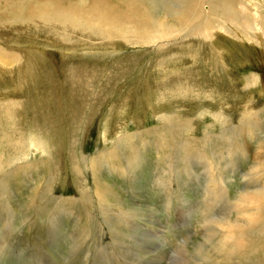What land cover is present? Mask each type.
<instances>
[{
    "label": "rangeland",
    "instance_id": "rangeland-1",
    "mask_svg": "<svg viewBox=\"0 0 264 264\" xmlns=\"http://www.w3.org/2000/svg\"><path fill=\"white\" fill-rule=\"evenodd\" d=\"M238 1L264 16V0ZM159 7L154 13L163 15ZM25 26L19 35L0 33V43L24 53L11 73L0 69V264H240L222 259L210 240H220L216 220L235 218L229 206L245 179L256 181L254 161L237 153L258 144L238 129L259 112L250 105L264 106V45L227 27L201 44L191 38V45L163 49L159 40L143 44L93 28ZM210 42L224 49L229 76L214 68ZM259 118L251 125L264 132ZM140 131L152 132L136 137L133 151L117 145ZM205 133L217 136L207 154L212 178L198 158L176 164L178 144ZM165 138L172 157L160 150L159 161ZM30 141L40 149L29 150ZM116 146L121 173L107 164L90 167ZM210 179L212 196L205 191ZM47 201L49 214L37 215Z\"/></svg>",
    "mask_w": 264,
    "mask_h": 264
},
{
    "label": "bare ground",
    "instance_id": "bare-ground-1",
    "mask_svg": "<svg viewBox=\"0 0 264 264\" xmlns=\"http://www.w3.org/2000/svg\"><path fill=\"white\" fill-rule=\"evenodd\" d=\"M156 4L154 3V1H151V0H0V33L3 34V32L5 31L6 33L12 32L13 35H19L20 33H23L27 30V29L25 30V27H26L25 22L27 25H29V23H34L35 26H41V28L42 27L49 28V26L54 27L56 25L64 26V28H66L65 26H71L74 28L81 27V28H86L87 30H89L90 28H93L97 30L99 36L133 38L135 39V41L136 40L140 41L143 44L155 42L159 40L161 41L160 44L164 45L163 49L165 47L167 49L168 48L167 46L169 45H176V46L182 45V47L183 45H189L191 43L190 42L191 38L198 39L197 42L201 44L200 41L206 40L210 38V36L213 37L214 33L216 32L217 34L218 30L222 32L224 31V33L227 34V32L229 33L228 29L229 30L232 29L233 31L237 33V35L244 36L245 38H248L253 43L256 42L259 45L261 44V46L264 45V16L256 12V10L246 6L245 4H243V2H240L238 0H173V1L172 0H160V3H156ZM157 7L162 9V12H164L163 15H160V13L158 14L154 13V10H157ZM1 18H4V20H1ZM9 19H12V20L10 21ZM6 20H9L10 22L7 23ZM20 20H22V23H21L22 25L18 27L17 22ZM35 22H39V23H35ZM95 30H93L94 36H96ZM31 31L33 30L31 29ZM91 32H92V29H91ZM86 33L88 37H90L89 36L90 33L88 34V31H86ZM0 39H2V36H0ZM8 41L10 42V40L7 39V42ZM13 41L18 45L19 41H15V40ZM208 44L209 46L207 48V51H208V54H211L212 59L214 60V64H215L214 68H216L217 71L222 73L221 75L225 74L229 76L228 75L229 65L227 66L226 61L224 59L225 58L224 49H222L221 46H218V43H216L217 45L212 42ZM5 45H6L5 42H3L2 40V42L0 43V69L3 72L11 73L13 68L17 65V63H19L18 60L20 59V55L21 57H23L24 53L22 55L20 54L19 50H17V48H14V47L8 48ZM199 49H202V48L200 47ZM33 52L35 51L33 50ZM32 66L33 65H31V67ZM27 67H29V63ZM28 69L26 68L27 71H30ZM32 72L33 71L31 69V73ZM188 91L189 90H187V92ZM254 102L256 101L254 100ZM258 104L259 103H257V105ZM250 110L259 111L260 113L254 112L253 113L254 116L250 115V117L249 116L248 118L246 117V120L240 123V127L238 131L240 134L242 130L245 128L247 133H243V134H245V136L247 137L248 135L249 136L251 135V138H248V139H251V140L255 139L258 145L256 144L257 148L255 147L251 148L249 145V147L244 148L242 152L239 151L237 154H242L245 159L251 158L254 161L252 168L254 172H257L255 175L256 181L252 180L250 178L251 176L248 177V179L246 180L245 178L247 176H244L242 174L243 175L242 179H245L246 186L240 189V191L238 192V195L234 199V202H232V205L229 206L230 207L229 209L233 212L235 218L231 219L230 222L227 221L224 223H221V221L216 220L215 222L220 228L219 234H217L220 236V240L219 242H216L215 244L214 242L210 240V243H212L211 245L213 246L212 248H214L213 250H215L218 253H222L223 254L222 259H224L227 262L231 263L232 261H236L240 264H248V263H252V261L254 260V263L252 264H257V263L263 264L264 263V251H263L264 249V167L262 166H264V137L261 135H263L264 132L261 131L262 129L261 127L257 125L254 127V125H251V119L257 117L258 115H260V118L264 117V106L257 108L254 105H250ZM247 113H245L244 115H246ZM163 130L166 132L165 128ZM147 132L148 134H150L152 131H146V132L140 131L139 133H136V134L122 135L121 138H118L117 145H121V144L125 146L129 145L128 149L133 151V147L131 148V144H133L136 141L137 139L136 137L139 138V136L141 137L140 134H146ZM230 133L232 132L230 131ZM161 134L162 132H160L159 134L153 133L152 135L158 137V135L161 136ZM216 137L209 136V134L205 133V136L201 138V140H199L198 142L191 140L192 142L186 141L183 143H179L178 144L179 151L176 152V154L180 157L178 158L176 164H184L185 165L184 167H186L188 161L189 162L192 161L194 164V162H196L195 160L198 158L197 160L200 163L205 162L204 167L206 168V170H204V173L207 175H209L208 173H210L211 175V172L213 169L211 167V164L208 161L209 159L207 157L208 156L207 154L210 155V152H212L211 150L215 149L216 144H214L213 139ZM166 139L167 138L164 139L163 143L161 142V144L158 145L159 148L157 149L159 152L160 150H162L164 154L168 152V149H169V154L165 156L168 160L169 158L172 157L171 155L172 151H170V148H169L170 144L166 142ZM231 139L233 138L228 137V140H231ZM234 140L236 141V139ZM30 142L28 143L29 150L34 152L40 149L38 145H36V143L34 142L30 143ZM117 148H118L117 146L114 147V149L110 153H108L107 159L105 158L106 156L104 154L101 155L102 157L101 156L98 157V159H95V158L92 159V163L90 164V167L92 165V169L94 170L97 164L98 166L101 164H107L108 166H115L116 168L113 167L114 168L113 171L116 170L117 172L119 171L121 173L123 169H120L118 168L117 165H114L115 163L116 164L119 163V162H115L116 160L118 161ZM124 149L126 148L124 147ZM236 152L237 151L235 150L233 153H236ZM232 154H230V156ZM160 155L161 156L159 158V161L162 160L161 152H160ZM6 163L7 162H5V165ZM136 164H137V161H135L134 165ZM165 164L168 169L166 171L167 174L168 172L170 173L173 172L174 170L173 165L167 164V163ZM207 164H208V167H207ZM131 165H132L131 160H128L126 162V166H131ZM231 167L233 168L234 166H231ZM231 167H229V169ZM95 171L97 172V170ZM176 171H177V168H176ZM233 171L234 170H232L231 172ZM193 172L195 173V171ZM2 175H4V173ZM212 175H211V178H212ZM4 179H6V177ZM166 180L170 181V179H166ZM219 180L221 183L222 182L224 183L223 181L224 179L222 178V176H220ZM159 181H160L159 183L160 186H162L163 185L162 181L161 180ZM215 181L216 180H214V183ZM249 183H254V186L250 187ZM212 184H213L212 179H210V182L208 181L207 186L205 187L206 188L205 191L207 192L208 196L214 195L213 190L216 188L214 189L211 188ZM1 188L3 187L0 186V189ZM102 194L104 193L102 192ZM215 197L220 198V194H218L217 196V194L215 193ZM54 200L55 199H53V201ZM229 203L231 204V202ZM49 204H51V202L47 201L44 207L39 206V209L36 210L37 215L38 214L39 215L49 214L47 210L49 208L48 207ZM66 210H59V212L60 211L65 212ZM101 211H103V213L105 214V212L107 211V207L106 209H102ZM127 214H131V213H127ZM47 224L48 223H46V225ZM83 235H86V234H83ZM261 255L263 256L261 257ZM256 258H258L257 261H256ZM260 259H262L263 263L260 261Z\"/></svg>",
    "mask_w": 264,
    "mask_h": 264
}]
</instances>
